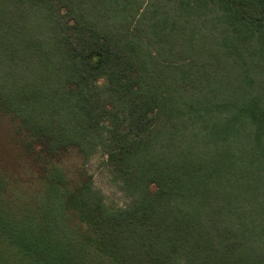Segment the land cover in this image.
<instances>
[{
  "label": "trees",
  "instance_id": "trees-1",
  "mask_svg": "<svg viewBox=\"0 0 264 264\" xmlns=\"http://www.w3.org/2000/svg\"><path fill=\"white\" fill-rule=\"evenodd\" d=\"M0 264H264V0H0Z\"/></svg>",
  "mask_w": 264,
  "mask_h": 264
},
{
  "label": "rangeland",
  "instance_id": "rangeland-1",
  "mask_svg": "<svg viewBox=\"0 0 264 264\" xmlns=\"http://www.w3.org/2000/svg\"><path fill=\"white\" fill-rule=\"evenodd\" d=\"M85 167L88 173L93 175L96 186L104 192L106 197L109 200L120 204L122 202V197L109 180L106 171L100 164V159L97 157L91 158Z\"/></svg>",
  "mask_w": 264,
  "mask_h": 264
}]
</instances>
